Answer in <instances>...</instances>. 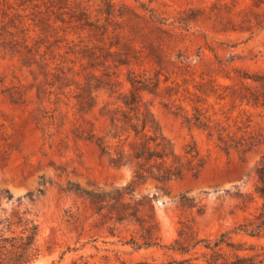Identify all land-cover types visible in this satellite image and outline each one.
I'll return each mask as SVG.
<instances>
[{
  "label": "rangeland",
  "instance_id": "374dc122",
  "mask_svg": "<svg viewBox=\"0 0 264 264\" xmlns=\"http://www.w3.org/2000/svg\"><path fill=\"white\" fill-rule=\"evenodd\" d=\"M132 94L178 177L98 147ZM4 217L32 264H264V0H0Z\"/></svg>",
  "mask_w": 264,
  "mask_h": 264
},
{
  "label": "trees",
  "instance_id": "16d2710c",
  "mask_svg": "<svg viewBox=\"0 0 264 264\" xmlns=\"http://www.w3.org/2000/svg\"><path fill=\"white\" fill-rule=\"evenodd\" d=\"M122 103L127 108V112L122 113L123 121L113 117L111 124L114 128H117L119 123L124 124L127 134L123 139L119 133L111 135L110 138L116 140L114 145L110 143L108 136L99 138L97 145L101 152L107 155L114 165L124 166L134 163L135 174L139 178L144 177L146 173L161 181H169L173 177H178V166L165 165L166 159L171 154L165 138L158 131L150 135L147 116L139 112L133 94L131 99H123ZM126 143L127 149L124 147ZM146 165L149 166L146 167ZM125 189L120 188V190ZM68 190L77 193L79 187L75 186ZM18 224L22 228L19 233H16L13 230L14 223L10 218L0 219V264H32L39 256L36 246L37 225L28 217L20 219ZM220 242H216L214 247H218ZM71 264L77 263L73 261Z\"/></svg>",
  "mask_w": 264,
  "mask_h": 264
}]
</instances>
